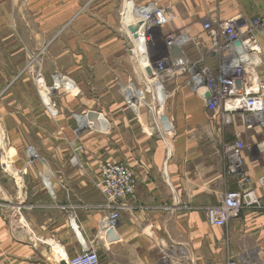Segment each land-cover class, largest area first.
<instances>
[{"label":"crops","instance_id":"crops-1","mask_svg":"<svg viewBox=\"0 0 264 264\" xmlns=\"http://www.w3.org/2000/svg\"><path fill=\"white\" fill-rule=\"evenodd\" d=\"M132 1L170 8L168 26L185 28L187 42L201 37L199 33L204 36L206 19L264 17V0ZM257 38L262 47L258 74L264 81V31H258ZM205 60L216 71L217 59L210 52ZM52 73L36 75L35 93L26 90L27 74L10 77L0 68V264H66L63 257L71 258L95 238L99 264H264V198L261 208L242 209L225 227L206 220V207L238 188L221 154L223 142L234 137L219 130L185 75L166 81L167 102L165 93L162 102L156 100L160 108L167 103L161 116L169 126L160 124L161 131V116L142 100L143 88L138 92L135 85L126 86L138 95L131 102L128 89L122 87L117 99L95 110L89 97L70 95L77 86L62 74L66 84L49 91ZM63 89L66 93H60ZM89 110L109 127L106 132L89 124L84 115ZM74 115L80 128L93 130L83 149L51 148L47 160L22 148L30 131L52 145L59 136L66 137V145H74L77 136L68 123ZM257 129L241 122L240 130L253 147L244 153L245 170L258 186L264 157L256 143L264 135ZM105 161L128 165L136 178L134 195L118 202L113 227L107 224V201L100 185V165Z\"/></svg>","mask_w":264,"mask_h":264},{"label":"rangeland","instance_id":"rangeland-1","mask_svg":"<svg viewBox=\"0 0 264 264\" xmlns=\"http://www.w3.org/2000/svg\"><path fill=\"white\" fill-rule=\"evenodd\" d=\"M136 5L138 3L132 0H0V68L9 72L10 77L27 74L29 80L25 85L29 89L26 90L34 89L35 93L36 75L39 72L45 71L48 74L53 72L52 76L54 73L62 74L77 86V91L70 95L89 97V104L95 110L108 106L110 99L113 101L114 98L119 97L122 87L132 84L136 89L143 88L142 100L150 105L151 112L160 116L167 110V103H164L162 108L158 104H153L150 92L146 91L150 89L148 81L151 72L149 67L138 64L134 45L124 26L127 19L132 21L133 9ZM208 20H203L202 23ZM168 27L166 25L164 30L186 33L185 28ZM199 35L201 37L194 39L193 42L186 41L182 47L185 55L188 52L186 57L190 61L200 58L201 55L206 59L208 55V50L206 46L204 47L208 39L205 34L203 36L199 33ZM6 36L8 40L2 42L1 37ZM155 47L157 51L152 54V59L162 53L159 38ZM204 62L207 63L206 60ZM259 76L263 79L262 74ZM16 80L18 77L15 78ZM56 80L61 79L56 78ZM7 81L10 82L11 79L8 78ZM54 83L52 77V83L48 88L53 87ZM62 91L60 93L65 92L64 89ZM166 93L170 95L167 91ZM122 95L126 105L133 112L124 92ZM75 114L83 113L75 112ZM242 121L240 115H235L230 124L222 126L220 121L217 122L218 126L220 125L219 130L225 133L226 137L232 134L234 137V134L240 130ZM68 123L77 136L74 145L72 143L66 145L65 136H59L58 143L52 145L49 141L40 140L30 131L23 141L22 148H25L27 153L28 149L32 148L36 154L47 160L51 159L52 149L55 147L69 150L73 147L83 149L85 142L91 136L88 132L93 130L80 128L75 115L70 117ZM157 125L163 131L158 119ZM252 128L258 127L251 124L250 129ZM242 138L249 148L248 151L253 149L243 134ZM30 159L37 158L29 157ZM91 246L97 249L96 238L91 242Z\"/></svg>","mask_w":264,"mask_h":264},{"label":"built area","instance_id":"built-area-1","mask_svg":"<svg viewBox=\"0 0 264 264\" xmlns=\"http://www.w3.org/2000/svg\"><path fill=\"white\" fill-rule=\"evenodd\" d=\"M133 16V24L137 23V20L141 23L139 27L135 25L134 31L135 40H138L139 36L142 40L140 53L136 45L139 42L135 43L133 38L130 39L139 63L142 61L141 64L149 67L151 72L148 81L150 89L147 92H150L153 104H158L156 100L161 98L163 93L167 99L165 83L171 76L185 75L186 84L205 100L211 117L220 121V125L230 124L235 115L239 114L245 124L249 127L251 124L257 126L264 135V81L258 74L262 47L257 38V32L264 31V17L253 20L231 17L202 23V30L208 39L204 47L206 46L208 53L217 57L216 71L213 72L205 64V56L201 55L194 61L186 57L182 48L186 42L183 39L184 34L175 30H164L171 20L168 9L148 2L136 5ZM141 25L143 32L139 34ZM158 38L162 44V53L152 59V54L157 51L155 44ZM237 41L240 42V47L236 46ZM172 47L181 49L185 63H175L177 55L170 52ZM255 57L259 62L254 60ZM55 75L57 73H54L53 78ZM55 84L48 90H56ZM205 93H209L208 97L204 96ZM128 104L132 108L129 102ZM160 118L158 117V121L162 125ZM256 148L264 157V138L256 143ZM248 150L241 130L234 134L233 141L223 144L222 155L226 173L234 179L238 188L225 192L216 204L206 207L205 215L209 225L225 227L229 220L239 216L242 209L262 207L264 175L259 178L258 186L248 175L244 160V153ZM28 151L34 154V149L29 148ZM99 175L101 191L107 201V224L113 227L119 216L118 202L135 193V174L128 165L105 161L100 165ZM63 258L66 264H99L97 250L91 245H85L71 258Z\"/></svg>","mask_w":264,"mask_h":264},{"label":"bare ground","instance_id":"bare-ground-1","mask_svg":"<svg viewBox=\"0 0 264 264\" xmlns=\"http://www.w3.org/2000/svg\"><path fill=\"white\" fill-rule=\"evenodd\" d=\"M137 17V19H138V16H136ZM141 23L137 20V23L135 22L134 24H133V22L131 21V20H129V19H127V21L124 23V26L126 27V29H127V31H128V33H129V35H130V37L131 38H133V41L135 42V43H138V44H136L137 45V49H138V52L140 51V49H139V46H141V43L140 42H142V40H141V37L139 36V39L138 40H135V25H137V27H139V25H140ZM143 26L141 25V28H142ZM140 28H139V34H140ZM134 32V33H133ZM183 39L185 40V38H184V36H183ZM182 39V40H183ZM140 48H142V47H140ZM140 53V52H139ZM254 60L256 61V62H259V60H258V58H254ZM186 62V59H185V57L182 55V54H179V55H177V57H175V63L176 64H181V63H185ZM54 80H55V85L57 86V88L56 89H58L61 85H62V83L64 82L65 83V81H63V77H61V76H58V75H55L54 76ZM56 78H59V79H61L60 81L59 80H56ZM66 84V83H65ZM70 85V84H69ZM127 93H128V99L131 101V102H135L137 99H138V96L135 94V92L134 91H132V90H127ZM157 99V98H156ZM163 99H164V93H163V95H162V97L161 98H159V99H157V101L158 102H162L163 101ZM88 119V118H87ZM89 120V119H88ZM89 121H91L89 124L92 126V127H94L95 128V130H97V131H107L108 129H109V127L108 126H106L105 124H104V122H100V121H97V120H95V118L93 119V120H89ZM93 121V122H92ZM83 123V125L84 124H86V121H84V120H82L81 119V124ZM88 124V125H89ZM164 126H166V127H168L169 125H167V123L166 124H163ZM84 127V126H83ZM168 130V129H167Z\"/></svg>","mask_w":264,"mask_h":264},{"label":"water","instance_id":"water-1","mask_svg":"<svg viewBox=\"0 0 264 264\" xmlns=\"http://www.w3.org/2000/svg\"><path fill=\"white\" fill-rule=\"evenodd\" d=\"M142 32H143V29L141 28V31H140V34H142ZM235 44H236V46L237 47H240V42H235ZM170 52L173 54V55H179V54H181V49L179 48V47H172L171 48V50H170ZM63 80H65V79H63ZM63 84H65L64 82H63ZM138 92H140L139 90H137ZM208 95H209V93H205V97H208ZM89 120H93L94 118H95V116L97 115V112L95 111V110H89L87 113H85L84 114ZM160 120H161V123L162 124H166V123H169L168 122V119H167V117L165 116V115H162L161 116V118H160ZM41 164L44 166V167H46V162L45 161H43V160H41ZM70 218H72L71 217V215H70ZM73 220V219H72Z\"/></svg>","mask_w":264,"mask_h":264}]
</instances>
